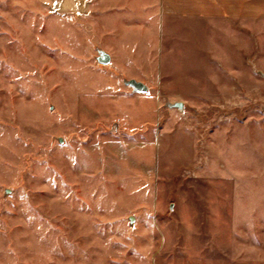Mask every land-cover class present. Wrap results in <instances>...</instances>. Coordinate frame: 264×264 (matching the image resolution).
<instances>
[{
	"label": "rangeland",
	"instance_id": "obj_1",
	"mask_svg": "<svg viewBox=\"0 0 264 264\" xmlns=\"http://www.w3.org/2000/svg\"><path fill=\"white\" fill-rule=\"evenodd\" d=\"M252 3L219 32L143 23L140 79L123 80L92 29L103 0H0V264H264Z\"/></svg>",
	"mask_w": 264,
	"mask_h": 264
},
{
	"label": "crops",
	"instance_id": "obj_2",
	"mask_svg": "<svg viewBox=\"0 0 264 264\" xmlns=\"http://www.w3.org/2000/svg\"><path fill=\"white\" fill-rule=\"evenodd\" d=\"M112 9L122 11L119 20L115 19L113 24L107 19ZM101 12L97 16L102 22H95L92 28L95 38H102L103 46L110 48L111 62L118 65V77L123 80H139L134 69L142 63L140 49L143 45L139 33L143 31V23L149 32H159L158 38L162 40L161 35L169 30L166 24L170 20L186 23L191 30V22L208 24L207 21H213L217 32L228 19L232 23L248 21L249 17L254 16V6L252 0H103ZM117 22L125 27V35L116 28Z\"/></svg>",
	"mask_w": 264,
	"mask_h": 264
},
{
	"label": "water",
	"instance_id": "obj_3",
	"mask_svg": "<svg viewBox=\"0 0 264 264\" xmlns=\"http://www.w3.org/2000/svg\"><path fill=\"white\" fill-rule=\"evenodd\" d=\"M99 54H100V56L98 58V62L100 64H102V65H108L110 63L109 55H107L106 53H104L102 51H100ZM129 85L138 93H146L148 91V88L142 83H137L135 81H131L129 83ZM172 107H174V108L176 107V108H178L180 110L183 109V105L182 104H176V105H174Z\"/></svg>",
	"mask_w": 264,
	"mask_h": 264
}]
</instances>
